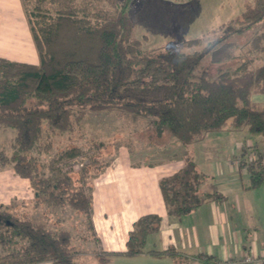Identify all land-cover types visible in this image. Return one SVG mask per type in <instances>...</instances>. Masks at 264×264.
I'll return each mask as SVG.
<instances>
[{"label":"trees","instance_id":"16d2710c","mask_svg":"<svg viewBox=\"0 0 264 264\" xmlns=\"http://www.w3.org/2000/svg\"><path fill=\"white\" fill-rule=\"evenodd\" d=\"M107 1L113 13L100 10L91 15L76 0H51L59 6L55 16L42 14L39 5L38 12L27 10L40 63L0 58V128L14 133L12 156L8 159L0 151L1 168L11 164L17 176L30 181L35 206L70 208L81 219L80 228L89 230L84 238L95 243L99 238L92 221L94 181L107 165L98 173L84 165L76 179L70 174L73 168L64 171L61 164L67 166L61 160L57 169L41 170L35 154L45 128L66 135L87 112L116 109L134 120H146L157 137L167 129L173 141L186 148L184 165L159 182L168 216L178 219L205 203L226 200L214 177L198 166L190 148L194 143L228 126L232 132H246V140L264 137V106L251 99L253 93L264 95V63L252 68L245 61L234 69L219 68L215 75L202 64L209 59L220 65L236 54L237 37L264 25V0H254L214 40L191 53L176 46L142 52L141 43L133 39L135 0ZM200 43L187 40L184 46ZM72 149L64 156L71 157ZM257 164L248 169L246 190L264 185V164L261 160ZM15 207L14 202L0 207V264H78L71 230L21 217ZM162 222L158 214L141 216L129 233L126 251L102 252L96 255L98 261L108 264L107 257L121 255H176L174 248L146 249L148 237L160 232Z\"/></svg>","mask_w":264,"mask_h":264},{"label":"rangeland","instance_id":"374dc122","mask_svg":"<svg viewBox=\"0 0 264 264\" xmlns=\"http://www.w3.org/2000/svg\"><path fill=\"white\" fill-rule=\"evenodd\" d=\"M25 1V10L28 12L29 10L38 12L35 7L39 5L42 14L55 16L59 9L58 4L51 0ZM76 4L82 11L85 9L91 15L100 10L113 13L107 0H76ZM253 5L254 0H135L131 12L134 21L133 39L141 43L140 49L144 53L171 46L191 53L214 40L221 33L223 26L240 18L241 14ZM194 39H200L199 46L190 48L184 46L185 41ZM236 42L238 44L234 51L236 54L232 53L230 60L220 65L212 64L209 59L203 61V66L210 71L211 75H215L219 68L234 69L245 61L250 63L252 68L264 63L260 59V56L264 57V25L252 29L242 37H237ZM254 95L253 93L252 100L264 106V97L257 99ZM229 128L228 126L225 131L229 132ZM44 132L39 147L40 152L35 154L41 170L46 167L53 168V166L57 169V164L61 160L67 167L84 164L85 167L91 168L90 173H98L120 152L130 153L135 161L159 163L174 155L179 157L178 151L184 148L173 141L167 129L162 137H157L149 130L146 120H134L132 115L116 109L87 112L84 118L75 124L74 131L66 135L52 132L48 128H45ZM238 134L240 142L249 138L246 132L239 131ZM13 136L12 131L0 128V151L8 156V159L13 152ZM248 140L251 145L246 147L240 145L238 155L233 153L229 157L230 163L247 172L253 164L258 165L257 162L259 163L260 160L264 164V137H250ZM166 146H170L169 151ZM74 147L80 149L76 150ZM70 148H73L72 156H64ZM82 167L71 171L70 174L74 179L79 177ZM0 180V184L4 185L0 190L4 193L2 195L6 196L0 200V206L14 201L15 209L21 217H28L48 228L71 230L74 235L73 253L77 263L102 264L96 255L103 254L102 250L105 247L99 242L95 243V240L90 241L84 238L85 232L89 230H85L87 226H83L84 230L80 228L81 219L75 216L76 214L70 208L54 211L35 206L34 198H28V193H22L31 189L30 196L34 197L31 184L28 181L25 184L27 187L21 185L19 187L16 183L20 180L14 175L11 164L4 169L0 165ZM241 200L244 202L245 198L241 197ZM246 214L248 216V212ZM172 257L173 264L190 263L184 256L177 253ZM124 260L127 261L123 264H170L168 260L162 262L152 257L134 260L125 257ZM108 264L122 263L119 259H111ZM200 264L207 263L200 262Z\"/></svg>","mask_w":264,"mask_h":264},{"label":"crops","instance_id":"0c3cea01","mask_svg":"<svg viewBox=\"0 0 264 264\" xmlns=\"http://www.w3.org/2000/svg\"><path fill=\"white\" fill-rule=\"evenodd\" d=\"M0 58L40 63L22 0H0ZM254 97L260 99L264 95ZM239 139L238 132L221 131L209 134L190 147L200 169L214 177V184L226 200L205 203L180 219L168 216L159 182L184 165L182 157L186 148L178 151L179 157H169L159 163L135 161L130 153L120 152L94 181L92 221L99 243L105 247L103 253L125 252L133 224L141 216L154 213L163 222L160 232L148 237L147 250L174 248L192 264H264V185L246 190L249 173L229 162L233 153L238 155L240 145L248 143L246 138L244 142ZM13 173L16 175L14 170ZM16 177L20 180L16 183L19 187H27L28 179ZM3 186L0 184V189ZM22 193H28V198L35 197L30 196L31 189ZM2 194L0 190V200L6 197ZM241 197L245 198L244 202ZM247 256L251 262L245 261ZM143 257L151 256L127 258ZM108 258L119 259L122 264L127 261L122 255ZM172 258L156 259L173 264Z\"/></svg>","mask_w":264,"mask_h":264},{"label":"built area","instance_id":"2783aa9c","mask_svg":"<svg viewBox=\"0 0 264 264\" xmlns=\"http://www.w3.org/2000/svg\"><path fill=\"white\" fill-rule=\"evenodd\" d=\"M251 145V144H250ZM84 164H77V165H74V166H70V167H64L62 164H61V167H63L64 171L69 169V168H73L74 170H79L80 167H82ZM245 261L247 262H251V258H249L247 256V258L245 259Z\"/></svg>","mask_w":264,"mask_h":264}]
</instances>
